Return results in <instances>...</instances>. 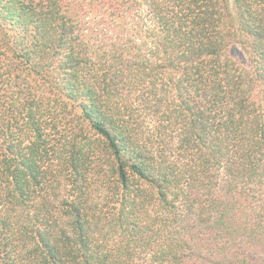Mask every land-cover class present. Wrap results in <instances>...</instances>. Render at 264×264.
Masks as SVG:
<instances>
[{"label":"trees","instance_id":"trees-1","mask_svg":"<svg viewBox=\"0 0 264 264\" xmlns=\"http://www.w3.org/2000/svg\"><path fill=\"white\" fill-rule=\"evenodd\" d=\"M0 264H264V0H0Z\"/></svg>","mask_w":264,"mask_h":264},{"label":"rangeland","instance_id":"rangeland-1","mask_svg":"<svg viewBox=\"0 0 264 264\" xmlns=\"http://www.w3.org/2000/svg\"><path fill=\"white\" fill-rule=\"evenodd\" d=\"M231 53L234 57H236L240 61H245L244 55L237 47L231 48Z\"/></svg>","mask_w":264,"mask_h":264}]
</instances>
